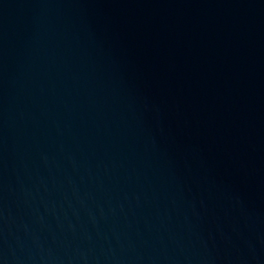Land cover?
<instances>
[{
	"label": "water",
	"instance_id": "water-1",
	"mask_svg": "<svg viewBox=\"0 0 264 264\" xmlns=\"http://www.w3.org/2000/svg\"><path fill=\"white\" fill-rule=\"evenodd\" d=\"M0 264H264V0H0Z\"/></svg>",
	"mask_w": 264,
	"mask_h": 264
}]
</instances>
